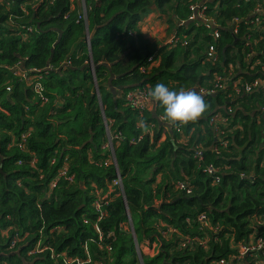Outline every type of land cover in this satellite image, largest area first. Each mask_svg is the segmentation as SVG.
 Returning <instances> with one entry per match:
<instances>
[{"label":"trees","instance_id":"obj_1","mask_svg":"<svg viewBox=\"0 0 264 264\" xmlns=\"http://www.w3.org/2000/svg\"><path fill=\"white\" fill-rule=\"evenodd\" d=\"M197 2L0 0V264H211L230 253V238H248L255 217L264 222V86L235 93L238 80L264 81V69L251 67L264 61V33L245 20L255 1L204 2L217 39L203 24H180ZM152 11L166 15L173 43L140 33ZM157 83L206 90L208 111L195 123L158 126L159 104L139 110L124 98ZM214 113L227 117L220 134L208 122ZM207 164L220 169L215 185ZM183 179L190 194L176 188ZM201 213L218 232L201 227ZM161 224L206 237L208 248L178 249Z\"/></svg>","mask_w":264,"mask_h":264},{"label":"built area","instance_id":"obj_2","mask_svg":"<svg viewBox=\"0 0 264 264\" xmlns=\"http://www.w3.org/2000/svg\"><path fill=\"white\" fill-rule=\"evenodd\" d=\"M208 0H199L197 3H193L189 6L191 13L187 16L186 19L182 20L180 24H185L186 22H193L194 24H203L207 29H209V33H211L212 37L214 39H217L220 37V26L217 22L214 21L211 15H207L205 10L207 9V6L203 5L204 2H207ZM245 1H255V6L250 11L249 15L246 16L245 20L250 22L256 29L261 28L262 32L264 33V0H245ZM240 21V18H234L233 24L231 27L234 26L235 23H238ZM230 29V28H229ZM233 32L236 33V29H233ZM245 44L252 46V41L248 40V37H245ZM175 38L172 34L167 35L165 39V43H173ZM256 53L249 52L246 54L245 60L248 61L250 58H252ZM206 55L210 59H216L217 54L215 52L214 46L210 45L207 49ZM251 67H259L260 69H264V61H259L258 59H255L251 62ZM230 72L233 69L232 65H229ZM239 84L235 86V93L236 95L241 92H251L253 90L260 89L264 86V81L260 78H256L250 82H242L241 80H238ZM236 83V82H234ZM226 84V78L224 75L217 76L215 78L214 87L217 89H221ZM201 93H205L206 90L199 89ZM147 92L145 89L135 88L127 91L125 93V100L130 103L132 106L139 110H150L153 111L155 108L156 103H153L150 98L147 96ZM264 113V108L261 109ZM230 112L231 110L228 109ZM161 116V115H160ZM158 116L157 122L159 123L158 126H163L166 130H171V126L167 123L162 121ZM264 118V114H263ZM209 124L215 129V132L217 134H220V127L222 125H225L227 122V117L223 115L222 113H214L209 117L208 120ZM105 127L107 129V137L108 140L106 144L104 145L107 149L112 150V139L113 135L109 131V126L107 120H105ZM177 131H180L179 127L176 128ZM149 135H152V130L149 131ZM262 135H263V141L262 144L264 145V124L262 127ZM142 134L139 135L138 138H141ZM24 139V137L22 136ZM164 138V134L162 135L161 139ZM177 142L184 143V137H179L177 139ZM220 144L222 147L226 146L225 141H220ZM212 150L219 154V148L218 146H213ZM202 151L203 148L200 145L195 146V154L194 157H196L199 161L202 160ZM219 168L215 167L212 164L205 165V171L211 176L212 184L215 185L220 180L219 175ZM115 183L120 184L121 180L118 176L117 180H115ZM176 188L178 190L184 191L186 194H190L192 192V187L190 183L187 180H176L175 182ZM197 221L200 223L202 228H206L211 230L213 233H216L219 231L220 227L218 225H211V223L207 220V217L204 213H201L197 215ZM162 225V224H161ZM254 229L251 232V234L246 239L242 240H234L233 238H230L228 247L230 249V253L228 255L220 257L218 259H215L211 262V264H264V235H260L258 232V227L264 228V222L260 216L255 217L254 221ZM97 228V227H96ZM161 237L170 239L174 238L176 239V245L178 249H186V250H192L196 246H201L204 249L208 248V239L206 237H200L198 235H189V234H181L174 226H168V225H162V228L159 229ZM16 243V239H13L10 243V247H14ZM38 246H36L35 250H31L30 253H33L35 251H41V249H38ZM155 244L152 245L151 252H154ZM138 250V247H136ZM152 255V253H150ZM66 264H72L74 261L80 264L79 259L74 258H65L64 259ZM87 261H90V259H87ZM99 264V263H97ZM188 264V263H185Z\"/></svg>","mask_w":264,"mask_h":264},{"label":"clouds","instance_id":"obj_3","mask_svg":"<svg viewBox=\"0 0 264 264\" xmlns=\"http://www.w3.org/2000/svg\"><path fill=\"white\" fill-rule=\"evenodd\" d=\"M147 96L153 103L159 104L163 108V113L159 118L172 126L195 123L209 109V104L204 96L195 89L180 88L175 91L163 83H157L149 89ZM141 131L148 133L150 128L142 122Z\"/></svg>","mask_w":264,"mask_h":264},{"label":"crops","instance_id":"obj_4","mask_svg":"<svg viewBox=\"0 0 264 264\" xmlns=\"http://www.w3.org/2000/svg\"><path fill=\"white\" fill-rule=\"evenodd\" d=\"M155 16H157V12L152 11L138 23V28L142 36L153 42L158 40L157 38L159 36L167 37V35L164 34L166 28L164 26L166 23L164 21L159 22L158 18L156 19Z\"/></svg>","mask_w":264,"mask_h":264},{"label":"rangeland","instance_id":"obj_5","mask_svg":"<svg viewBox=\"0 0 264 264\" xmlns=\"http://www.w3.org/2000/svg\"><path fill=\"white\" fill-rule=\"evenodd\" d=\"M155 18H156V19L158 18V21H159V22H162V21L165 22L166 15H162V14H160V13L157 12V16H155ZM164 22H163V23H164ZM166 25H167V23H166ZM166 25H165L164 27H166ZM164 34H165V35L168 34L167 31H166V28H165V30H164ZM157 39H158V40H155L156 43L163 44V43H165V39H166V37H164V36L160 37V36H159ZM159 39H160V40H159ZM167 45H168V44H167ZM154 64H156V63H154ZM148 68H149V67H148ZM59 176L66 177V171L63 172V170H61L60 173H59ZM68 178H69V179H68L69 181H72V178H73V177H72V175H70ZM4 233L7 234L6 231H3V234H4ZM5 234H4V235H5ZM157 251H158V249H157V247H155V249H154V253H156ZM148 253H149V252H147V254H148Z\"/></svg>","mask_w":264,"mask_h":264},{"label":"water","instance_id":"obj_6","mask_svg":"<svg viewBox=\"0 0 264 264\" xmlns=\"http://www.w3.org/2000/svg\"><path fill=\"white\" fill-rule=\"evenodd\" d=\"M127 216H128V218H129V213H128V211H127ZM130 219V218H129ZM133 238H134V241L136 242V237H135V234H134V232H133Z\"/></svg>","mask_w":264,"mask_h":264}]
</instances>
